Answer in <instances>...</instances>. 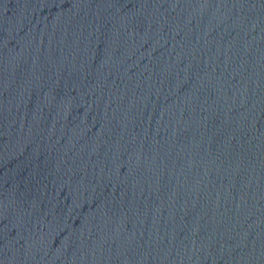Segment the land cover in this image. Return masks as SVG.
<instances>
[{"label":"water","instance_id":"obj_1","mask_svg":"<svg viewBox=\"0 0 264 264\" xmlns=\"http://www.w3.org/2000/svg\"><path fill=\"white\" fill-rule=\"evenodd\" d=\"M0 264H264V0H0Z\"/></svg>","mask_w":264,"mask_h":264}]
</instances>
